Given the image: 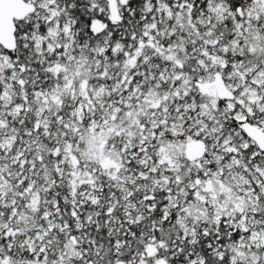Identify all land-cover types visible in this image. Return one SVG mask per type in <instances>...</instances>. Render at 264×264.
Here are the masks:
<instances>
[{
    "label": "snow or ice",
    "instance_id": "snow-or-ice-1",
    "mask_svg": "<svg viewBox=\"0 0 264 264\" xmlns=\"http://www.w3.org/2000/svg\"><path fill=\"white\" fill-rule=\"evenodd\" d=\"M0 264H264V0H0Z\"/></svg>",
    "mask_w": 264,
    "mask_h": 264
}]
</instances>
